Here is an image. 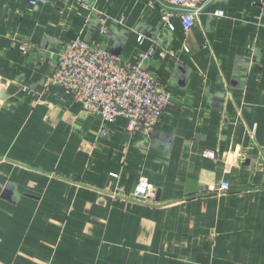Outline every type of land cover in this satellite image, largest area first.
Listing matches in <instances>:
<instances>
[{
    "label": "crops",
    "instance_id": "1",
    "mask_svg": "<svg viewBox=\"0 0 264 264\" xmlns=\"http://www.w3.org/2000/svg\"><path fill=\"white\" fill-rule=\"evenodd\" d=\"M173 24L149 0H0V264H264V0ZM77 37L128 62L154 51L173 103L149 135L46 89Z\"/></svg>",
    "mask_w": 264,
    "mask_h": 264
},
{
    "label": "built area",
    "instance_id": "2",
    "mask_svg": "<svg viewBox=\"0 0 264 264\" xmlns=\"http://www.w3.org/2000/svg\"><path fill=\"white\" fill-rule=\"evenodd\" d=\"M149 1L152 8L159 10L166 28L174 31L173 21L179 20L182 30L188 32L215 0ZM46 3L47 0H30L32 6ZM217 16L224 17L225 13L220 11ZM108 22L106 17L100 19L98 30L102 37L107 35ZM138 41L142 43L144 38L140 36ZM23 51L27 52V49ZM166 56V53L161 54L162 58ZM154 57V51L150 50L138 61L128 62L107 46L77 37L66 43L57 54V66L48 76L45 87L64 88L84 111L106 124H114L123 118L129 133L141 131L149 135L173 103V94L161 87L156 76L144 66ZM205 156L215 159L216 153L206 151ZM229 190L226 182L209 188L213 194H224ZM154 192V184L141 179L136 186L135 198L145 201L153 198Z\"/></svg>",
    "mask_w": 264,
    "mask_h": 264
}]
</instances>
